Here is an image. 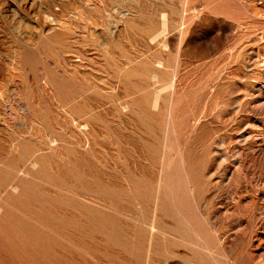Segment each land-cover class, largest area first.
Listing matches in <instances>:
<instances>
[{
    "label": "rangeland",
    "instance_id": "rangeland-1",
    "mask_svg": "<svg viewBox=\"0 0 264 264\" xmlns=\"http://www.w3.org/2000/svg\"><path fill=\"white\" fill-rule=\"evenodd\" d=\"M0 264H264V0H0Z\"/></svg>",
    "mask_w": 264,
    "mask_h": 264
}]
</instances>
